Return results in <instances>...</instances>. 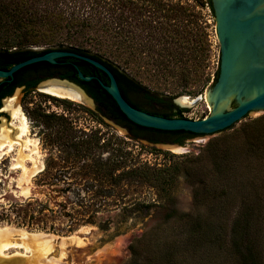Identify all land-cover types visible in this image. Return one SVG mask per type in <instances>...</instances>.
<instances>
[{
	"label": "trees",
	"instance_id": "trees-1",
	"mask_svg": "<svg viewBox=\"0 0 264 264\" xmlns=\"http://www.w3.org/2000/svg\"><path fill=\"white\" fill-rule=\"evenodd\" d=\"M206 8L215 18L213 0H0V68L9 69L56 48L73 50L110 67L124 97L135 107L146 110L130 98L134 86L149 100L165 102L170 110L146 111L185 117L188 108L177 106L172 99L203 93L220 73V65L216 68L213 62ZM76 64L85 75H96L109 84L105 72L82 59L62 57L57 64L37 62L15 73L20 83L0 81V107L2 98L11 95L17 85H25L26 93L36 86L41 78L30 79L32 74L55 69L59 72L45 78L58 76L81 85L98 103L99 111L127 128L133 138L184 145L187 139L198 136L185 130H158L134 123L97 79L85 81L79 77ZM146 80L168 87L167 96L153 93ZM50 97L64 104L68 113L32 109L34 120L45 128L47 144L55 149L49 151L46 167L36 181L42 185L41 197L31 196L12 205L19 225L62 233L87 224L105 231L113 226L120 230L129 217L153 207V203L139 198L145 189L165 203L170 200L171 185L182 175L193 185L194 210L180 213L172 222L161 223L133 239L128 264H204L203 254L214 252L221 239L216 226L226 223L218 214L217 203L225 199L230 202L238 195L241 210L247 212L248 176L242 175L229 157V144L235 138L245 139L247 145L255 138L264 139V114L212 137L197 155H181L185 160L180 167L175 162L160 167L133 156L124 146H114L102 128L76 126L69 107L75 104L108 125L99 112L65 98ZM147 132L169 137L153 138ZM202 207L207 208L203 216ZM244 222L239 216L233 224L234 236H238L233 237V249L240 255V264H248L247 254L246 261L242 260L244 248L249 258L252 255V246L248 245L251 222L248 218ZM241 226L245 232L238 235Z\"/></svg>",
	"mask_w": 264,
	"mask_h": 264
},
{
	"label": "rangeland",
	"instance_id": "rangeland-1",
	"mask_svg": "<svg viewBox=\"0 0 264 264\" xmlns=\"http://www.w3.org/2000/svg\"><path fill=\"white\" fill-rule=\"evenodd\" d=\"M204 13L210 24L208 30L212 45L214 66L218 68L220 65L221 43L217 32V20L216 17H212L208 8L204 9ZM57 71L58 70L55 69H52L51 71L44 69L37 74H32L30 79L38 76L37 78H41L42 80L40 79L36 86L29 90L28 93H26V86H20L15 88L10 95L13 96L19 91L18 100L26 113L29 122L30 131H28L25 138L30 141L24 149H21L18 145H15L13 148L6 145L4 148L0 149V228L7 231L10 230L11 232L6 238H4L5 241L25 244L22 245L23 247L12 246L7 249L8 251H5L7 253L6 257L5 255L3 257L2 255L1 258L0 254V263L128 264L132 256L130 244L133 239L141 237L145 231L154 229L161 223L164 225L172 222V220H174V218L180 213L194 210L193 185L187 181L184 176L180 175L171 185L169 191L170 200H167L165 203L159 202L152 190L145 189L144 193L141 194L142 196L139 198L143 201L153 203V207L150 211L143 209L135 216L132 215V218L129 217L126 223L121 225L120 230H118L116 226H113L105 231L100 229L97 225L87 224L69 233L51 232L35 227L30 228L19 225L20 219L13 212L12 205H15L17 201L25 200L31 196L41 197L40 191L42 185H37L36 181L41 177V172L46 167V159L49 151L55 149V147L47 144L46 135L43 133L45 128L43 129L34 120L36 118L33 116L34 113L32 112V109L37 110L43 108L50 112L56 111L60 113H68L64 104L60 101H55L50 97L54 95L41 90V84L48 79L45 78V76ZM53 77L59 78L58 76ZM53 77H50V79H53ZM145 82L149 85V88L153 93L164 98L167 96L168 87L165 85L150 80H146ZM215 82L216 81L213 80L201 94H187V96L192 98V104L177 105L181 108H188V110L184 112L185 117L201 119L217 113L220 110H215L213 104L211 105L207 100L208 90L214 86ZM139 90L140 89L134 86L129 92L130 98L137 105L146 110L163 113L170 111L169 106L165 102L149 100L140 93ZM197 98L199 99L195 101ZM65 99L76 104H82L95 112H99L104 122L108 124L100 123L91 114L86 113L74 104L69 107V115L74 118L73 120L76 122V126L102 128L103 131H106V138H112L115 143L114 146H124V148L132 151L133 156L148 161L156 166L163 167L165 164L175 162L177 163V167H180L181 161L185 160L183 157H180L181 155H197L201 152L204 145L212 138L205 135L195 136L185 141V144L183 145L184 149L175 151L159 144L164 141L155 143L148 138H133L127 128L109 118L104 113H101L96 101L97 108H93L90 107L92 104H83V102L80 103L79 101L71 100L69 98ZM4 100L1 102L0 123L2 122V117L10 122L19 123V120L14 118L10 111L3 109L5 106ZM238 104L239 101L235 97H232L221 109H223V111L231 110ZM262 114H264V110H259L258 112L250 114L243 121L254 119ZM242 122L236 124V127L240 126ZM146 135L159 139H166L169 137V135L156 132H147ZM244 141L245 139L235 138L233 142H230L231 144H229V147L231 149V155L229 154V157H232V159L235 160L242 175L248 176V210L247 212L241 210L242 202L238 195H235V198L230 199V202L225 199L217 203L219 207V210L217 209L218 214L220 215L221 220H225L226 223H220L219 226H216V229L218 230L217 235L221 239L217 240L216 244L218 247L214 248V252L203 254L204 258H201L205 262L204 264H240V255L235 253L233 249V237L238 238L236 234L234 236L233 224L235 223V219L239 216L243 217V222L245 221V218H248V221L251 222L250 226H248V245L251 244L252 246L250 247L252 249V255L250 256L251 258H249L248 251L243 247L244 251L242 254L244 257L242 256V260L246 261L245 256L247 254L248 264L252 261L264 264V156L261 155L262 152H264V139L261 138L256 140L255 138V140H252L248 145L244 143ZM232 144L234 145L232 146ZM142 145L146 148H143ZM151 148H157L159 151L152 152ZM30 149L32 150L30 151ZM163 151H167L176 156L166 154ZM39 167L42 168L40 169ZM257 191H259L260 194H258ZM206 209V207L201 208L200 212L203 213L202 216L207 211ZM244 223H242V225H244ZM23 232H27L29 235L40 234L43 236H41L42 238L40 239H34V241L32 240L33 238H23L21 235ZM186 232H189V230ZM244 232L245 230L243 229V226H241L237 234L241 235ZM44 241H48V243L45 244ZM16 252L17 254H15ZM12 254H14V256H12ZM182 264H198V262L190 261L188 263V261H186Z\"/></svg>",
	"mask_w": 264,
	"mask_h": 264
},
{
	"label": "water",
	"instance_id": "water-1",
	"mask_svg": "<svg viewBox=\"0 0 264 264\" xmlns=\"http://www.w3.org/2000/svg\"><path fill=\"white\" fill-rule=\"evenodd\" d=\"M213 4L218 37L221 43L220 73L214 86L208 90V95L215 110L223 102L226 103L230 98L235 97L239 104L231 110L223 111L220 109L217 113L201 119L166 117L150 113L135 107L124 97L115 74L104 62L93 56L67 49H52L16 63L9 69L0 68V80H12L18 70L37 62L45 61L57 64L59 58L75 57L91 63L106 73L110 80L109 84L96 75H85L80 67L75 65L82 80L97 79L101 86L115 99L121 111L134 123L158 130H185L198 134V136L213 137L242 122L250 114L264 110V57L257 54L259 49L264 55V0H213ZM241 44H247L248 49L252 48L251 66L248 72L239 76V81L235 87L228 88L230 71L235 63V53ZM53 78L79 88L92 101V105L89 106L97 108L95 99L81 85L66 78ZM181 96L183 95L174 97L173 103L181 105L179 103ZM159 144L163 147L174 145L184 147L173 142Z\"/></svg>",
	"mask_w": 264,
	"mask_h": 264
},
{
	"label": "bare ground",
	"instance_id": "bare-ground-1",
	"mask_svg": "<svg viewBox=\"0 0 264 264\" xmlns=\"http://www.w3.org/2000/svg\"><path fill=\"white\" fill-rule=\"evenodd\" d=\"M251 49H248V45L247 44H245V45L241 44L240 47L237 48V51L235 53V63H234V65L231 68L230 77H229V81H228V84H227L228 88L235 87V85H237V83L239 81V76L243 75L246 72H248V70H249V68L251 66V61H250V57L252 56V50ZM257 54L259 56L264 57V55L262 54V52L259 49H258ZM41 90L45 91V92H48L50 94L59 96V97L69 98L71 100H76V101H79V102H83L85 104H90V105L92 104V101L79 88H77L76 86H73L72 84H66V82H59L56 78L48 79V80L44 81L41 84ZM17 94H18V96H17ZM18 98H19V91L15 95L9 96V97L5 98V100H4L5 101V106H4L3 109L10 111L12 116L19 120V123L10 122L9 120H7L4 117H2V122L0 123V149L4 148V146H6V145H8L10 148H13L15 145H18V146L21 147V149L22 148L24 149L25 146H27L29 144L28 142L30 140L25 138V136H27V134H28V131H30L29 130V122H28V118H27L26 113L24 112L21 104L19 103ZM207 100L212 105V102H211V99H210L208 93H207ZM192 102H193L192 98H190L187 95H183V96H181L179 98V103L183 104V105H186V104L190 105V104H192ZM225 104L226 103L223 102L222 104H220V106L217 109H221L223 106H225ZM168 147L173 149V150H175V151L184 149V147L182 148V147H179V146H176V145L168 146ZM31 150L32 149H30V151ZM25 170H27V169H25ZM27 232H23L21 234L23 238H33L32 240H34V239H38V238L40 239V238H42L41 236H43V235H40V234L29 235V233H27ZM10 233H11L10 230L7 231L5 229L0 228V254H1V258H2V255H3V257H4V255H5V257L7 256L6 255L7 253L5 251L7 249H9L10 247H12V246L21 247L22 245L25 244V243L24 244L23 243L19 244V243H12V242H9V241H5L4 238H6ZM44 238H45V236H44ZM44 242H45V244L48 243V241H44ZM15 254H17V252ZM9 256H11V255H9ZM12 256H14V254H12ZM2 263L3 262H1L0 264H2Z\"/></svg>",
	"mask_w": 264,
	"mask_h": 264
},
{
	"label": "flooded vegetation",
	"instance_id": "flooded-vegetation-1",
	"mask_svg": "<svg viewBox=\"0 0 264 264\" xmlns=\"http://www.w3.org/2000/svg\"><path fill=\"white\" fill-rule=\"evenodd\" d=\"M34 74H37V73H34ZM33 74V75H34ZM34 77V76H33ZM38 76H35L34 78H37ZM33 78V79H34ZM4 80H7L8 81V83H10V85L12 84H18V83H20L22 80L20 79V78H18L17 76H15L14 75V78L12 79V80H8V79H4ZM0 81H3V80H0ZM9 85V86H10ZM9 86H8V88H9ZM20 86H25V85H17L16 86V88H18V87H20ZM10 95H7L6 97H4V98H2V101L5 99V98H7V97H9ZM0 109H1V107H0ZM0 113H1V110H0ZM1 115V114H0Z\"/></svg>",
	"mask_w": 264,
	"mask_h": 264
}]
</instances>
